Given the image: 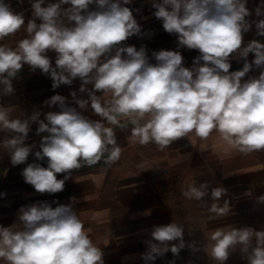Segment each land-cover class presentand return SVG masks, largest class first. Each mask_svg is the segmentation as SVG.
I'll return each mask as SVG.
<instances>
[{"label": "clouds", "instance_id": "9594fccd", "mask_svg": "<svg viewBox=\"0 0 264 264\" xmlns=\"http://www.w3.org/2000/svg\"><path fill=\"white\" fill-rule=\"evenodd\" d=\"M44 3L34 0L31 4L33 19L26 25V38L15 48L0 44L2 92L14 91L12 78L24 64L50 74L53 89L79 78V91L87 92L88 99H76V104L86 109L90 103L101 120H90L66 106L59 94L45 103L59 105L60 111L48 112L44 120L39 113L30 120L11 119L12 108L0 106V131L13 134L0 146L8 150L14 166L25 163L32 151L25 143L30 121L38 123L37 135L47 133L35 152L37 160L47 159V167L29 163L22 171L25 182L38 193L63 191L71 170L91 167L102 158L109 165L118 161L122 148L114 127L125 129L129 124L132 143H154L161 151L183 137L207 141L214 132L225 144L224 156L264 150V71L258 78L241 82L253 64L264 68V44L253 40L241 48L242 33L251 27L246 0H160L153 4L163 29L178 34L179 46L199 50L191 69L182 66L179 51L154 52L156 63L152 64L143 47L121 46L141 31L132 10L124 6L130 0H58L42 7ZM93 4L96 10H89ZM256 14L261 15V7ZM24 24L23 15L0 0V41ZM255 26L257 35L264 36V20ZM49 50L57 53L55 67L46 54ZM237 52L245 58L243 69L230 72L229 57ZM249 53L255 54L252 63L246 60ZM87 84L93 88L88 90ZM97 91L103 95L97 96ZM71 95L76 98L75 92ZM105 122L114 127H106ZM199 148L206 151L209 145L201 143ZM61 173L69 175L57 179ZM208 188L207 183L197 187L193 182L181 195L199 202L209 220L227 216L229 202L219 203L226 190L212 188L213 202L208 206L203 199L209 195ZM258 202H264V195ZM19 211V227L0 226V260L6 264H104L101 249L70 204L53 208L40 202ZM183 233L184 225L176 222L154 226L142 258L155 261L169 250L178 255L185 247ZM208 239L212 242L209 254L217 264H224L238 246L248 264H264V231L219 227ZM177 240L169 248L168 242Z\"/></svg>", "mask_w": 264, "mask_h": 264}, {"label": "crops", "instance_id": "0c3cea01", "mask_svg": "<svg viewBox=\"0 0 264 264\" xmlns=\"http://www.w3.org/2000/svg\"><path fill=\"white\" fill-rule=\"evenodd\" d=\"M14 13L22 14L25 24L14 35L5 37L0 44L15 48L18 41L27 37L25 31L29 20L33 19L31 4L34 0H4ZM58 0H45L42 7ZM155 2L160 0H130L124 5L132 10L133 16L140 25L139 34L121 42V46H135L137 50L144 48L150 63L155 64L154 52L160 50L179 51L183 57L182 66L194 67V59L200 55L197 49L179 46L178 34H169L163 29V21L154 16ZM264 0H246L250 15L246 20L250 30L242 33L241 48L256 40L264 44V36L257 35L256 22L264 20ZM70 5H62V8ZM261 7V15L256 9ZM89 10H96L90 5ZM41 21L37 18L36 23ZM66 26H71L67 25ZM52 67H55L57 53L49 50ZM114 55V51L112 53ZM126 55V54H124ZM103 59V58H102ZM255 59L254 53L246 58L248 63ZM230 72L242 70L245 58L239 53L229 57ZM203 64V61H201ZM264 68L254 64L250 71L242 77L241 82L250 78H258ZM50 74L40 69L33 70L24 64L22 69L12 78L14 91L5 95L0 85V106L12 108L11 119H29L39 113L44 120L48 112L60 111L59 105L49 106L45 102L54 95L65 97L68 107L76 108L90 120H101L91 109H80L76 99H88L87 92H80L82 81L73 80L71 85L61 84L52 88ZM88 90L93 88L87 84ZM76 93L74 99L71 95ZM97 96L103 95L97 91ZM46 122V121H45ZM106 127H114L105 122ZM114 127L117 144L122 148L118 161L106 164L104 158L91 167L83 166L67 173L57 174V179L69 178L65 181L64 190L58 193H38L33 186L26 183L22 171L29 163H38L47 167V159L40 161L35 152L40 150V142L47 133L36 134L38 123L30 121V131L25 140L32 146L25 163L13 165L8 150L0 146V226L19 227V215L22 207L40 202H47L53 208L59 205H71L73 210L88 231L90 239L103 253L104 264H217L210 256L211 232L219 227H252L255 231H264V202L258 197L264 195V150L248 155L233 152L224 156V142L215 132L207 141L180 138L161 151L157 145L146 146L130 141L131 128ZM12 133L0 131V142L11 138ZM209 145L206 151L200 150V144ZM195 182L199 187L207 183L209 195L204 197L208 206L212 188L222 187L226 190L219 203L229 202L230 213L214 220L207 218L208 213L199 206V202L188 200L181 195V190ZM74 198V199H72ZM176 222L184 225L183 239L185 247L178 255L170 250L155 261L146 262L142 257L148 251V242L152 240L154 226ZM179 241L168 242L169 248ZM0 264H6L0 260ZM224 264H248L239 246L230 252Z\"/></svg>", "mask_w": 264, "mask_h": 264}]
</instances>
